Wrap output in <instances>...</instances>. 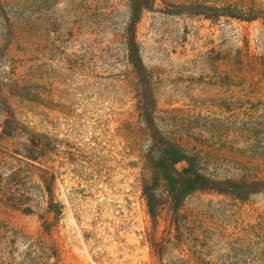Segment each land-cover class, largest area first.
<instances>
[{
    "label": "rangeland",
    "instance_id": "374dc122",
    "mask_svg": "<svg viewBox=\"0 0 264 264\" xmlns=\"http://www.w3.org/2000/svg\"><path fill=\"white\" fill-rule=\"evenodd\" d=\"M131 17L130 0H0V264H264V191L196 193L154 223L138 113L151 90L205 172L264 180V0H155L143 78Z\"/></svg>",
    "mask_w": 264,
    "mask_h": 264
},
{
    "label": "trees",
    "instance_id": "16d2710c",
    "mask_svg": "<svg viewBox=\"0 0 264 264\" xmlns=\"http://www.w3.org/2000/svg\"><path fill=\"white\" fill-rule=\"evenodd\" d=\"M132 17L127 30L128 59L139 77L147 75L140 55L136 37V27L141 14L152 7L155 0H130ZM224 13L211 14L212 17H238L237 9ZM214 11V10H212ZM217 11V10H215ZM243 17V16H242ZM255 18H251L250 21ZM138 113L144 122L150 137V146L143 156L146 170L149 175L143 183V196L147 203L148 213L155 224L165 211L171 209L174 216L179 215L186 200L193 194L200 192H213L226 196H234L245 199L246 196L264 191V180L252 181L246 178L233 180L229 178H217L211 176L201 166V156L190 154L178 143L167 137L156 122V104L152 91L145 90L140 97ZM32 161L39 160L42 156L32 153L27 156ZM49 175L47 172H45ZM43 178L46 193L48 195L49 212L61 214V210L54 204L53 176ZM48 179V180H47Z\"/></svg>",
    "mask_w": 264,
    "mask_h": 264
}]
</instances>
